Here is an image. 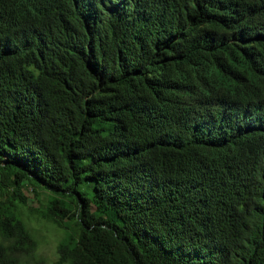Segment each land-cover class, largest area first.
I'll return each mask as SVG.
<instances>
[{
	"label": "trees",
	"instance_id": "1",
	"mask_svg": "<svg viewBox=\"0 0 264 264\" xmlns=\"http://www.w3.org/2000/svg\"><path fill=\"white\" fill-rule=\"evenodd\" d=\"M44 222L54 264H264V0H0V264Z\"/></svg>",
	"mask_w": 264,
	"mask_h": 264
},
{
	"label": "rangeland",
	"instance_id": "2",
	"mask_svg": "<svg viewBox=\"0 0 264 264\" xmlns=\"http://www.w3.org/2000/svg\"><path fill=\"white\" fill-rule=\"evenodd\" d=\"M30 206L42 207L52 198V195L42 190L38 195L31 188L24 190ZM34 232L39 245L37 250L31 255L25 257L24 264H54L57 260V242L62 237V232L47 223H36Z\"/></svg>",
	"mask_w": 264,
	"mask_h": 264
}]
</instances>
